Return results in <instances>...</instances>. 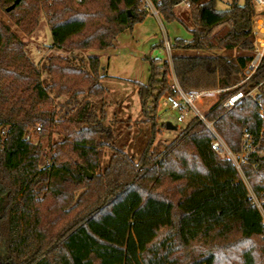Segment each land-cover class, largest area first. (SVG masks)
Wrapping results in <instances>:
<instances>
[{"label":"trees","instance_id":"obj_1","mask_svg":"<svg viewBox=\"0 0 264 264\" xmlns=\"http://www.w3.org/2000/svg\"><path fill=\"white\" fill-rule=\"evenodd\" d=\"M151 1L193 39L171 43L170 60L149 58L147 83L109 76L95 54L35 62L0 22V264H264L263 215L233 162L214 151L206 125L193 116L169 143L153 146L160 99L176 94L171 74L185 91L230 87L207 116L237 152L244 130L253 134L263 153H252L243 171L264 192V87L261 104L247 97L229 111L222 106L251 57L252 0H230L226 9L218 0H191L183 15L181 0ZM0 8L26 31L45 8L51 47L70 54L114 48L151 14L145 0H0ZM110 79L135 84L149 116L138 158L125 151L122 121H108ZM32 130L49 140L43 165ZM166 184L177 199L161 190ZM197 242L206 249L194 255Z\"/></svg>","mask_w":264,"mask_h":264},{"label":"rangeland","instance_id":"obj_2","mask_svg":"<svg viewBox=\"0 0 264 264\" xmlns=\"http://www.w3.org/2000/svg\"><path fill=\"white\" fill-rule=\"evenodd\" d=\"M51 1L55 0H42L45 3H51ZM230 0H218L216 7L218 9H226L229 6ZM240 3H244L245 0H239ZM177 10L179 15L184 14V10H186L185 6H177ZM258 12L264 10L262 8H257ZM155 18V17H154ZM0 22H2L9 30L14 33L20 40H22L28 53L32 60L38 63H42L43 60L47 56L58 55V56H83L86 57L88 55H92L93 52L99 51V49H90V50H76L74 52H70L68 50H56L51 47L53 42L52 34H51V26L49 23V13L45 8L41 10V13L38 18L37 26L31 30L26 31L19 23L15 21V18L9 14L5 9L0 8ZM165 28L171 38V43L175 44L177 40L191 41L193 39V35L179 22V21H163ZM158 26V31L155 27ZM155 27L149 30L150 35H154V33L158 32V37L155 40L150 39L147 40L145 37L146 33H143L144 40H142V47H146L145 55L142 63H139L137 60L132 69L130 70V75L132 80H137L143 83H147L150 78V61L149 58H159V59H167L171 58V51H168L164 45L163 41V28L156 23ZM150 39V40H149ZM76 40H79L77 37ZM183 53H190L184 51ZM235 53V52H234ZM134 62V61H133ZM171 80L173 78V74L170 76ZM106 84L111 89V95L108 98L109 106H108V121L114 122L116 119L118 121H122V127H120V132L122 139L127 136L126 139L128 141L125 144V151L131 156L138 158L141 150L144 147V144L147 139V129L149 127V122L147 121L149 116L147 117L143 112V106L141 105L140 98L138 96V89L135 84L131 82H127L120 79H110L106 81ZM63 101V98L58 99ZM214 102V99L210 98L205 103L202 109H206ZM177 111L170 110L162 106L161 101L159 102V108L157 111L158 116V130H160L154 139V148L155 146H163L166 143H169L173 138L176 137L177 134L180 133L181 129L187 125L191 117H188L184 121L177 120ZM172 122L176 128H169L163 126V123ZM128 132L130 135H128ZM146 133V137L143 134ZM32 139L34 141L41 142L42 145V158L41 164H45L51 156V151L49 148V140L47 137H40L35 130L31 132ZM58 136H55V138ZM111 155V150L103 149L102 158L104 162L109 160ZM93 176V174H92ZM171 189V193L174 198H178V193L174 190L173 185L166 184L161 190ZM168 231L165 230L164 233ZM202 242L195 243L194 247L191 249V253L196 255L198 252L205 250V245H201ZM204 246V247H202Z\"/></svg>","mask_w":264,"mask_h":264},{"label":"built area","instance_id":"obj_3","mask_svg":"<svg viewBox=\"0 0 264 264\" xmlns=\"http://www.w3.org/2000/svg\"><path fill=\"white\" fill-rule=\"evenodd\" d=\"M145 2L149 6L151 14L160 15L151 0H145ZM252 3L255 8L253 17L254 46L251 50L248 64L242 69L240 81L232 86L233 91L222 100V106L225 108V111L233 109L247 97L258 100L261 89L264 87V79L258 80L261 67L264 63V12H258L257 10L258 7L264 10V0H252ZM180 5L189 8L191 0H181L177 6ZM165 48L171 51L170 40H166ZM172 87L176 91V94H164L160 99L162 106L177 111L178 121H184L188 117L196 116L206 125L213 136L212 147L214 151L222 158H228L233 162L248 188V198L260 210L264 218V192L257 194L251 187L243 171V166L248 163L250 155L252 153L262 154L263 150L258 149L253 134L246 129L241 138L240 151L233 150L216 129L215 120L209 119L207 116V111L218 102L220 94L229 90L230 87L185 91L180 86L175 74H173L172 78ZM210 98L214 99V102L206 109H202ZM258 101L261 104V101ZM261 115L264 117V107L261 109ZM252 165L255 167L256 163Z\"/></svg>","mask_w":264,"mask_h":264},{"label":"crops","instance_id":"obj_4","mask_svg":"<svg viewBox=\"0 0 264 264\" xmlns=\"http://www.w3.org/2000/svg\"><path fill=\"white\" fill-rule=\"evenodd\" d=\"M163 21L164 18L161 15L150 14L144 21L136 24L132 30H126L120 34L116 47L93 52L92 54L100 57L104 73L112 77L132 80L130 70L137 60L142 63L141 60L144 59L142 56L147 50L145 46H141L142 40H144L143 33H146L147 40L149 37L155 40V35H158V32L151 36L149 30L159 23L163 28V41H171ZM155 29L158 31V26Z\"/></svg>","mask_w":264,"mask_h":264},{"label":"water","instance_id":"obj_5","mask_svg":"<svg viewBox=\"0 0 264 264\" xmlns=\"http://www.w3.org/2000/svg\"><path fill=\"white\" fill-rule=\"evenodd\" d=\"M20 0H16V3H18ZM13 6L9 7L7 10H11ZM167 126L169 128H176V126L172 122H167ZM84 172L88 177H92V173H90L85 167H84Z\"/></svg>","mask_w":264,"mask_h":264}]
</instances>
